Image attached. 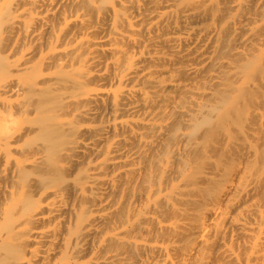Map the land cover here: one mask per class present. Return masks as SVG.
I'll use <instances>...</instances> for the list:
<instances>
[{"label":"bare ground","instance_id":"1","mask_svg":"<svg viewBox=\"0 0 264 264\" xmlns=\"http://www.w3.org/2000/svg\"><path fill=\"white\" fill-rule=\"evenodd\" d=\"M0 264H264V0H0Z\"/></svg>","mask_w":264,"mask_h":264}]
</instances>
